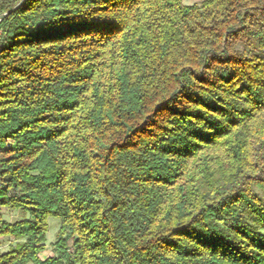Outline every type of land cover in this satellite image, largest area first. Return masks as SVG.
<instances>
[{
  "label": "trees",
  "instance_id": "obj_1",
  "mask_svg": "<svg viewBox=\"0 0 264 264\" xmlns=\"http://www.w3.org/2000/svg\"><path fill=\"white\" fill-rule=\"evenodd\" d=\"M22 1L0 208L27 217L0 215V264H264V0Z\"/></svg>",
  "mask_w": 264,
  "mask_h": 264
},
{
  "label": "rangeland",
  "instance_id": "obj_2",
  "mask_svg": "<svg viewBox=\"0 0 264 264\" xmlns=\"http://www.w3.org/2000/svg\"><path fill=\"white\" fill-rule=\"evenodd\" d=\"M203 0H183L185 5L199 4ZM0 215L3 221L13 223L27 217L24 211L10 210L7 208H0ZM49 230L47 234L46 251L41 255L42 259H47L54 256V244L57 239V234L60 228V221L55 217H49ZM15 244L14 239L7 237H0V254L9 251L10 247Z\"/></svg>",
  "mask_w": 264,
  "mask_h": 264
},
{
  "label": "water",
  "instance_id": "obj_3",
  "mask_svg": "<svg viewBox=\"0 0 264 264\" xmlns=\"http://www.w3.org/2000/svg\"><path fill=\"white\" fill-rule=\"evenodd\" d=\"M26 0H23L12 12H14V11H16V10H18L22 5H23V3L25 2ZM8 16V14H5V15H2V16H0V22L4 19V18H6Z\"/></svg>",
  "mask_w": 264,
  "mask_h": 264
}]
</instances>
